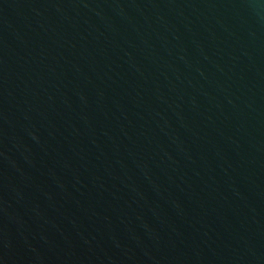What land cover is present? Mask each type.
<instances>
[{
  "label": "water",
  "instance_id": "obj_1",
  "mask_svg": "<svg viewBox=\"0 0 264 264\" xmlns=\"http://www.w3.org/2000/svg\"><path fill=\"white\" fill-rule=\"evenodd\" d=\"M0 264H264V0H0Z\"/></svg>",
  "mask_w": 264,
  "mask_h": 264
}]
</instances>
